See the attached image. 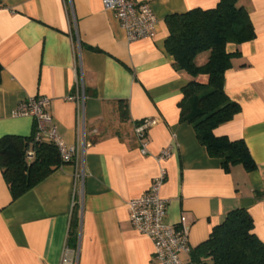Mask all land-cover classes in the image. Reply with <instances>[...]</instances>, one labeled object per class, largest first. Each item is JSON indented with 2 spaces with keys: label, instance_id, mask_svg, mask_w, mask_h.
I'll return each instance as SVG.
<instances>
[{
  "label": "crops",
  "instance_id": "crops-1",
  "mask_svg": "<svg viewBox=\"0 0 264 264\" xmlns=\"http://www.w3.org/2000/svg\"><path fill=\"white\" fill-rule=\"evenodd\" d=\"M134 1L155 13L154 38L128 41L101 0H72V10L66 0H0V137L31 136L33 118L14 112L20 101L42 95L64 143L78 146L79 97L85 143L76 164H62L16 199L0 169V264H62L65 249L67 264H159L152 241L130 224L127 203L147 190L161 166L163 223L183 216L190 250L235 208L248 211L264 242V0H239L255 35L226 44L233 56L223 87L241 109L214 131L245 141L251 170L224 169L179 120L187 77L164 47L166 16L219 0ZM142 119L153 121L148 154L133 132ZM166 148L170 155L157 161ZM190 255L179 257L189 262Z\"/></svg>",
  "mask_w": 264,
  "mask_h": 264
},
{
  "label": "trees",
  "instance_id": "trees-1",
  "mask_svg": "<svg viewBox=\"0 0 264 264\" xmlns=\"http://www.w3.org/2000/svg\"><path fill=\"white\" fill-rule=\"evenodd\" d=\"M165 23L168 35L164 47L174 59L175 70L187 77L178 103L179 120L193 127L208 156L221 159L224 169L234 164L253 169L255 163L243 139L214 133L241 109L224 91V74L233 56L225 46L254 37L247 9L239 0H219L213 8L169 14ZM1 70L0 64V81ZM65 163L70 162L61 159L55 144L36 140L34 133L0 137V169L12 199ZM71 223L74 227L76 222L72 219ZM253 227L246 209L230 210L212 227L208 238L191 250V264H264V242Z\"/></svg>",
  "mask_w": 264,
  "mask_h": 264
},
{
  "label": "built area",
  "instance_id": "built-area-1",
  "mask_svg": "<svg viewBox=\"0 0 264 264\" xmlns=\"http://www.w3.org/2000/svg\"><path fill=\"white\" fill-rule=\"evenodd\" d=\"M66 1L72 10V0ZM101 3L104 9L111 10L115 14L121 28L126 33L128 41L155 37L157 18L149 3L136 2L134 0H101ZM77 103L82 124V135L78 146H68L60 137L53 117L47 109L49 104L47 96H30L20 101L14 113L16 115L31 116L34 120L35 139L51 141L57 147L63 161L75 162L76 164L79 151H83L85 144L83 99L81 98L80 100L78 97ZM152 122L149 119H142L133 125L134 136L142 154H148L146 130ZM169 155L170 148H166L157 155L156 160L161 162ZM28 157H32L31 152H28ZM165 175L166 170L161 166L158 175L152 179L147 190L138 197L129 200L127 203L129 221L135 231L152 241L153 250L151 255L159 264H191V261L183 262L179 257L182 251L191 254V250L187 245L188 229L184 225L185 218L181 216L178 224L163 223L167 200L160 195V190ZM61 262L62 264L70 263L66 255V249Z\"/></svg>",
  "mask_w": 264,
  "mask_h": 264
}]
</instances>
